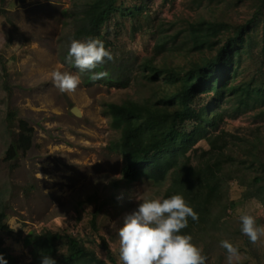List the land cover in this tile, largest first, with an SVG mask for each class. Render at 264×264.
<instances>
[{"label":"rangeland","instance_id":"obj_1","mask_svg":"<svg viewBox=\"0 0 264 264\" xmlns=\"http://www.w3.org/2000/svg\"><path fill=\"white\" fill-rule=\"evenodd\" d=\"M90 1L0 0V210L7 227L0 226V242L17 264H35L24 238L43 230L80 236L106 261L88 222L94 206L101 203L97 234L106 237L121 264L116 233L125 215L143 200L161 199L170 180L160 185L146 179L130 184L119 181L124 158L116 144L121 134L112 127L107 109L109 103L119 104L126 97L143 99L154 92V82L162 78L143 76L141 62L153 57L159 39L167 41L164 55L168 63L183 69L185 55L194 53L191 24L200 19L217 20L227 30L248 24L231 83L264 82V0H118L117 11L95 37L113 56L97 67H103L108 76L119 75L116 82L106 77L87 81L88 75L99 71L80 72L65 60L72 40L88 39L73 35L82 25L83 10ZM57 70L80 77L75 92L62 93L54 86L51 73ZM215 97L212 92L201 94L194 107L223 112L215 133L225 132L230 154L243 157L244 147L250 149L258 140L256 157L264 162V100L246 107L239 106L237 95L225 94L220 101ZM73 108L80 116L72 113ZM21 122L32 129V144L12 158L7 149L18 138ZM192 125L188 122L185 127L189 130ZM238 138L245 144L232 146L239 143ZM206 148L204 141L195 146L191 152L194 162ZM250 158L248 154L244 165L237 160L232 166L234 179L228 182L223 205L217 208L225 213L222 222L204 242L195 244L206 250V264H227L221 241L229 236L235 239L232 244L240 254L235 264H258L246 252L239 232L243 214L254 216L258 227L264 226V189L256 191L260 184L254 183L262 170L251 167ZM247 189L256 197H246ZM94 198L96 202H92ZM256 246L264 264V237ZM58 249L59 254L65 251L60 243ZM5 261L12 264L3 258L0 264Z\"/></svg>","mask_w":264,"mask_h":264},{"label":"trees","instance_id":"obj_2","mask_svg":"<svg viewBox=\"0 0 264 264\" xmlns=\"http://www.w3.org/2000/svg\"><path fill=\"white\" fill-rule=\"evenodd\" d=\"M117 2L118 0L88 2L83 10L82 25L74 32V38L97 37L102 26L117 11ZM247 25H237L227 30L217 20L200 19L191 24L189 35L194 53L185 55L183 62L186 66L183 69L173 68L168 63L164 55L167 41L159 39L155 44L153 57L141 62L143 76L147 75L157 81L162 78L161 81L154 82V92L143 99L126 97L119 104H108L111 125L121 134L116 144L124 158L119 181L130 184L146 179L160 185L169 178L161 200L179 194L198 214V220L188 218V226L180 233L191 235L194 244H198L199 240L204 242V238L222 222L225 213L223 210L217 211V208L223 205L228 182L234 179L232 166L237 160L244 165L247 155L252 157L249 159L250 166H257L262 170H257L254 177V183L260 184L256 191L264 189V162L256 157L258 140L254 141L250 149L244 147L243 157L230 154L225 132L220 130L215 133L223 120V112L202 105L194 107L196 97L209 92L215 93L214 100L218 101L225 94L237 95L239 106L247 107L250 102L264 100V82L259 85L231 83L236 76L237 63L245 44ZM161 55L160 59H155ZM95 69L99 72L104 70L103 67ZM108 75L109 73L106 80L119 81V75ZM86 79L88 81L90 76ZM188 122L193 123L189 130L185 127ZM32 139V129L21 122L18 138L9 145L7 155L15 158L19 151H28ZM202 141L207 144V148L199 152L194 162L191 152ZM238 142L232 146L244 145L246 141L238 138ZM245 196L256 197V193L247 189ZM92 202H96V198ZM101 208L102 203L94 206L88 222L95 232V239L99 241V247L106 254V261L80 236L43 230L38 233L30 232L24 238V245L32 248L35 264H42L44 256H50L56 264H117L106 237L97 234L102 222L98 221ZM103 212L107 215L104 209ZM3 218L4 213L0 210V226L6 229L2 224ZM239 232L245 241L246 252L256 263L261 264L259 249L242 234L241 223ZM95 239L91 238L90 241H97ZM228 240L232 243L235 239L229 236ZM59 243L64 245V253L59 254ZM206 253L204 250L203 254ZM0 254L4 260L17 264L7 249L1 247V242Z\"/></svg>","mask_w":264,"mask_h":264},{"label":"clouds","instance_id":"obj_3","mask_svg":"<svg viewBox=\"0 0 264 264\" xmlns=\"http://www.w3.org/2000/svg\"><path fill=\"white\" fill-rule=\"evenodd\" d=\"M105 59L113 60L112 53L95 38L72 40L65 57L66 62L74 64L80 72L95 69ZM106 76V72H98L90 79ZM51 77L62 93L75 92L81 83L78 75L68 72L53 71ZM189 217L198 220V214L179 194L162 200H143L136 210L125 215L123 225L117 230L119 261L121 264H206L207 257L192 242V236L180 234L188 226ZM240 221L242 234L252 244L264 237V226L258 227L254 216L243 214ZM221 247L227 252V264H235L240 259L238 249L228 240L221 241ZM42 264L56 262L50 256H44Z\"/></svg>","mask_w":264,"mask_h":264},{"label":"water","instance_id":"obj_4","mask_svg":"<svg viewBox=\"0 0 264 264\" xmlns=\"http://www.w3.org/2000/svg\"><path fill=\"white\" fill-rule=\"evenodd\" d=\"M72 113H73L74 115H76V116H80V113H79V111H78L76 108H73V109H72Z\"/></svg>","mask_w":264,"mask_h":264}]
</instances>
